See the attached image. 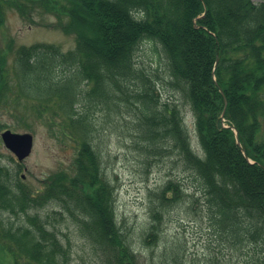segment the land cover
I'll use <instances>...</instances> for the list:
<instances>
[{
	"label": "trees",
	"instance_id": "trees-1",
	"mask_svg": "<svg viewBox=\"0 0 264 264\" xmlns=\"http://www.w3.org/2000/svg\"><path fill=\"white\" fill-rule=\"evenodd\" d=\"M7 7L31 25L53 15L76 45H22L12 61L0 49V109L14 120H0V131L38 123L76 153L70 168L35 189L0 151V264H72L60 225L70 220L113 264H137L99 144L108 121L143 152L176 155L193 171L195 188L169 178L150 190L147 246L160 243L166 216L182 201L208 221L222 256L264 264V0H0V26ZM161 86L191 105L203 153ZM169 254L165 248L162 264H177Z\"/></svg>",
	"mask_w": 264,
	"mask_h": 264
},
{
	"label": "rangeland",
	"instance_id": "rangeland-1",
	"mask_svg": "<svg viewBox=\"0 0 264 264\" xmlns=\"http://www.w3.org/2000/svg\"><path fill=\"white\" fill-rule=\"evenodd\" d=\"M6 17V22L0 26V49L9 51V61L14 59L19 45L51 42L61 45L64 51L71 50L76 45L75 34L52 26L57 23L53 15L37 16L38 23L31 25L21 17L16 9L7 7ZM146 50L149 51L148 48ZM142 57L144 58V54ZM161 89L162 100L176 98L175 101L180 104L191 147L196 152L203 153L191 105L183 102L179 94L164 90L162 86ZM223 112L225 114V111ZM99 115L101 117L102 113L99 112ZM0 120L8 123L14 122L3 109H0ZM102 126L104 128L99 132V144L103 151L107 177L115 187L116 218L122 232L128 236L130 245L136 254L137 264H162L161 257L165 248L170 253L169 256L179 257L177 264H215L211 258L216 252H219L216 264H242L236 256L232 260H228L227 254L226 258L222 256L221 245L212 241L208 221L201 213L196 214L188 209V203L182 201L175 205L166 216L160 243L147 246L143 239V231L150 222V190L160 188L169 178L181 180L183 186H190L187 188H195L192 186L194 181L191 179L193 171L184 170L176 155L162 158L150 155L146 151L143 152L134 143L133 136L129 135L130 131L116 129L110 121L102 123ZM26 130L28 129H18L22 132ZM30 131L34 135V146L31 154L20 162L22 165L20 175L26 184L39 189L45 185L46 179L51 174L71 165L76 149L70 141L65 142L66 140L52 134L47 126L35 123ZM0 151L9 157L13 155L14 160L7 161V164L11 167H18L19 162L16 156L4 145L1 135ZM190 189L185 190L183 199L188 196L187 192H191ZM47 209H50L49 206L41 209L40 213H44ZM60 225L63 233H68L71 239L72 264L115 263L114 258L112 259L97 247L91 238L80 231L74 221L70 220L69 223ZM62 239L64 241L65 237L62 236ZM165 264L176 263L170 258Z\"/></svg>",
	"mask_w": 264,
	"mask_h": 264
},
{
	"label": "water",
	"instance_id": "water-1",
	"mask_svg": "<svg viewBox=\"0 0 264 264\" xmlns=\"http://www.w3.org/2000/svg\"><path fill=\"white\" fill-rule=\"evenodd\" d=\"M216 63H218V59ZM227 102V98L225 97V103L227 104ZM235 131L237 135V143L241 145V142L238 137V130L235 129ZM1 135L3 140L5 141L6 146L10 148L13 152H15L19 160H23L31 153L34 144V136L32 133H20L12 131L11 129H6L1 133Z\"/></svg>",
	"mask_w": 264,
	"mask_h": 264
},
{
	"label": "bare ground",
	"instance_id": "bare-ground-1",
	"mask_svg": "<svg viewBox=\"0 0 264 264\" xmlns=\"http://www.w3.org/2000/svg\"><path fill=\"white\" fill-rule=\"evenodd\" d=\"M195 116V115H194ZM190 137V136H189ZM80 229V231L82 230V228H79ZM82 232V231H81Z\"/></svg>",
	"mask_w": 264,
	"mask_h": 264
}]
</instances>
